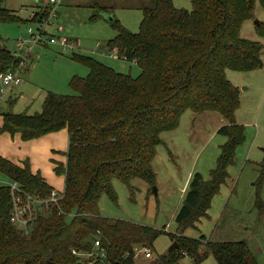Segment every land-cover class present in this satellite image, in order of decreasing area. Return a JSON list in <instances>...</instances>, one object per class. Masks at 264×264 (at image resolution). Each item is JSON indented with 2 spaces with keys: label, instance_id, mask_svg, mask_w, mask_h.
Returning a JSON list of instances; mask_svg holds the SVG:
<instances>
[{
  "label": "trees",
  "instance_id": "16d2710c",
  "mask_svg": "<svg viewBox=\"0 0 264 264\" xmlns=\"http://www.w3.org/2000/svg\"><path fill=\"white\" fill-rule=\"evenodd\" d=\"M256 1L264 8V0H192L190 11L175 8L171 0H136L134 6L143 13L139 32L131 34L117 26V35L108 42L111 50L117 48L125 59L136 62L140 68L136 77L73 53L88 69L86 76L71 78L74 94L48 92L41 111L32 115L3 113L0 132H16L22 140H31L66 129L68 147L62 153L65 162L50 159L53 172L64 177L63 197L35 215L28 236L9 223L8 189L0 185V264H135L132 245L150 243L158 232L102 217L98 202L103 194L115 202L112 179L127 185L133 178L154 182L151 165L160 135L176 127L185 109L219 114L226 124L217 133L229 140L221 147L208 179L192 175L175 215L177 233L171 242L175 246L162 263L155 260L153 264L175 262L174 249L195 260L204 257L205 251L198 252V242L205 238L188 239L181 234L206 216L211 198L227 176L234 148L243 139L242 128L234 120L238 90L228 82L225 71L263 65L262 45L240 35ZM91 6L107 9L97 2ZM41 15L34 12L21 19L0 5V21L38 23ZM109 20L113 26L117 23ZM20 60L0 48V73L16 70ZM20 70L25 72V63ZM0 173L19 182L29 194L50 190L26 162L18 165L0 157ZM97 232L103 237L104 263H80V256L92 249ZM205 246L217 264H257L244 242L205 241Z\"/></svg>",
  "mask_w": 264,
  "mask_h": 264
},
{
  "label": "rangeland",
  "instance_id": "374dc122",
  "mask_svg": "<svg viewBox=\"0 0 264 264\" xmlns=\"http://www.w3.org/2000/svg\"><path fill=\"white\" fill-rule=\"evenodd\" d=\"M135 1L68 0L57 7L56 20L51 21L45 28L43 44L31 45V36L28 33L29 28L34 33L39 23L0 21V48L24 57L26 64V70L21 74V82L10 86L0 100V127L2 115L7 111L28 115L40 112L43 98L48 92L59 95L75 93L69 85L71 78L74 75L86 76L88 69L73 58V53L89 56L117 72L136 77L140 73L136 62L125 59L117 48H114L117 52L114 55L108 47V42L117 35V26L131 34L139 32L143 13L134 6ZM171 1L177 9H192V0ZM94 2L107 9L93 8L91 5ZM0 5L21 19H28L43 2L0 0ZM97 13L99 15L91 20L90 17ZM110 18L117 22L114 26ZM263 31L264 8L256 1L251 17L241 26L240 35L262 45L263 65L246 71H225L228 82L238 90L234 120L242 128L243 139L234 148L232 163L226 168L227 176L211 198L206 216L194 226H188L181 234L184 238L195 240L204 237L203 242H198V252L205 251L204 257L195 260L196 257L186 255L185 251L174 249L173 257L177 259L171 264H217L206 248L205 241L244 242L257 264H264ZM49 35L64 37L73 47L61 50L58 44L49 43ZM224 124L226 120L215 112L197 114L188 109L183 110L176 127L160 135V143L156 146L151 165L154 182L148 184L133 178L127 185L118 179H112L111 189L116 197L115 202L106 194L100 197V216L111 221H128L158 232L150 239V243L141 241L132 245L135 264H153L155 260L162 263L161 259L171 245L172 236L177 233L175 215L182 205L192 175L199 173L204 180L208 179L221 147L229 140L228 136L217 133ZM67 147L66 129L31 140H22L16 132H0V157L14 164L26 162L30 171L38 172L50 187L46 194L30 193L36 203L41 205L49 198L51 190L59 192L60 199L63 197L64 177L53 172L50 159L65 162L66 158L62 153ZM0 181L7 183L12 179L0 173ZM40 210L45 208L40 206ZM99 237L103 242V237ZM141 245L151 251V259H145L135 251Z\"/></svg>",
  "mask_w": 264,
  "mask_h": 264
},
{
  "label": "built area",
  "instance_id": "2783aa9c",
  "mask_svg": "<svg viewBox=\"0 0 264 264\" xmlns=\"http://www.w3.org/2000/svg\"><path fill=\"white\" fill-rule=\"evenodd\" d=\"M67 1L68 0H42L43 5L39 7V9L36 11L39 13V15L42 14L41 21L38 22L39 27L35 30L34 33L32 32V29H28V33L31 36V45H35L38 43L42 44L45 42L42 39V37L46 35L45 28L49 23H51V21L56 20L58 16L56 11L57 7ZM48 41L51 44H58L61 47V50H65L67 48L70 49L73 47V44L67 41L66 38L56 35H49ZM112 51L114 55L117 54L116 50ZM13 55L15 57H20L21 60L19 61L16 70H9L6 73H0V83L2 85V87L0 88V100L2 99L5 92L10 86L14 84H19L21 82L20 68L24 66L25 58L16 54ZM111 55L113 56L112 53ZM0 184L5 186L9 192L10 208L8 212V221L13 227L17 228L19 232H22L25 235H27L31 231L33 220L35 218V215L37 214V209L41 211L40 206L41 208L43 207L47 209L49 205L55 203L60 198L59 192L51 190L49 198L44 202V204L41 205V203L37 204L32 195L26 192L23 188H21L20 184L17 181L12 180L11 182L7 183L0 181ZM96 234L97 235L95 239L92 241L93 250L85 253L84 256L79 255L81 257V259L79 258L80 263L84 260L90 262L104 263V259L106 258V251L101 248V240L99 237L100 233L97 232ZM135 251L141 254L145 259L152 258L151 251L143 245L136 247ZM88 256H91L92 258L89 259Z\"/></svg>",
  "mask_w": 264,
  "mask_h": 264
},
{
  "label": "water",
  "instance_id": "95a60500",
  "mask_svg": "<svg viewBox=\"0 0 264 264\" xmlns=\"http://www.w3.org/2000/svg\"><path fill=\"white\" fill-rule=\"evenodd\" d=\"M257 23V21H255ZM39 212V210L37 209V213ZM175 243H171V245L168 247L166 253H168L175 245Z\"/></svg>",
  "mask_w": 264,
  "mask_h": 264
},
{
  "label": "crops",
  "instance_id": "0c3cea01",
  "mask_svg": "<svg viewBox=\"0 0 264 264\" xmlns=\"http://www.w3.org/2000/svg\"><path fill=\"white\" fill-rule=\"evenodd\" d=\"M30 17H31V16H30ZM30 17H29V18H30ZM52 151H53V150H52ZM18 165H21V164H18Z\"/></svg>",
  "mask_w": 264,
  "mask_h": 264
}]
</instances>
